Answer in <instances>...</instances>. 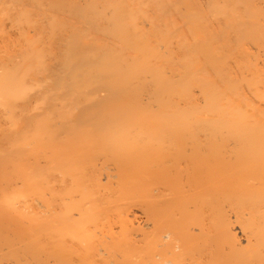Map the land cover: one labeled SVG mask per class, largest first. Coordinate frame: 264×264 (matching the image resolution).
I'll return each instance as SVG.
<instances>
[{"label": "bare ground", "instance_id": "bare-ground-1", "mask_svg": "<svg viewBox=\"0 0 264 264\" xmlns=\"http://www.w3.org/2000/svg\"><path fill=\"white\" fill-rule=\"evenodd\" d=\"M262 59L264 0H0V264H264Z\"/></svg>", "mask_w": 264, "mask_h": 264}, {"label": "rangeland", "instance_id": "rangeland-1", "mask_svg": "<svg viewBox=\"0 0 264 264\" xmlns=\"http://www.w3.org/2000/svg\"><path fill=\"white\" fill-rule=\"evenodd\" d=\"M262 60H264V59H262ZM263 65H264V61H263ZM262 66V65H261ZM40 157H41V155H40ZM42 159V158H41ZM47 159V158H46ZM44 160V159H43ZM32 162V164L30 165H28V166H32L33 165V160L31 161ZM44 164V165H43ZM42 165H43V167L45 168V169H48L47 168V165H45V163H42ZM26 166V165H25ZM29 168V167H28ZM42 168V167H41ZM43 168V169H44ZM44 169V170H45ZM47 171V170H46ZM39 174H42L41 172L39 173ZM39 174H38V176H39ZM105 174H106V171L104 172V174H103V180H104V182H106V180L104 179L106 176H105ZM37 176V177H38ZM36 177V178H37ZM120 209H121V207L120 208H118V209H116V211L118 210V211H120ZM127 209V210H126ZM124 211H132V213H130V219H129V221H128V223H127V225H129V227H130V230L132 229L133 231H132V233L131 234H133V237H134V239H138V236L135 234V233H139V231H141L142 233H143V231H144V229H145V227H146V222H145V220H146V217H145V215L142 213V211H141V209L138 207V206H136V205H130V206H128V207H126V208H124L123 209ZM122 210V211H123ZM57 211V210H56ZM59 211V210H58ZM133 227V228H132ZM112 231H113V233H118V231H119V229H117V227H113L112 226ZM135 229H136V231H135ZM106 232H109L110 231V229L108 230H105ZM130 234V235H131ZM116 236V235H115ZM114 238H116V237H114ZM119 240V239H118Z\"/></svg>", "mask_w": 264, "mask_h": 264}]
</instances>
